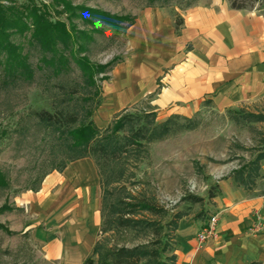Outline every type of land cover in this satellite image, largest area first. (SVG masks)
Returning <instances> with one entry per match:
<instances>
[{
	"label": "crops",
	"instance_id": "obj_1",
	"mask_svg": "<svg viewBox=\"0 0 264 264\" xmlns=\"http://www.w3.org/2000/svg\"><path fill=\"white\" fill-rule=\"evenodd\" d=\"M128 39L127 59L102 88L105 109L119 112L147 100L170 115L190 117L202 104L224 111L264 102L262 9L232 8L229 0H197L174 14L147 7L128 26ZM216 183L220 194L211 198L207 218L178 220L175 264H264V176L252 190L237 183L233 171ZM12 200L24 211L23 232L30 231L45 263L86 264L94 256L102 236V189L91 157L48 172L37 190ZM213 214L217 234L200 245L197 233Z\"/></svg>",
	"mask_w": 264,
	"mask_h": 264
},
{
	"label": "trees",
	"instance_id": "obj_2",
	"mask_svg": "<svg viewBox=\"0 0 264 264\" xmlns=\"http://www.w3.org/2000/svg\"><path fill=\"white\" fill-rule=\"evenodd\" d=\"M255 2L264 10V0H229L230 6L236 9L252 8ZM51 4L61 6L57 13L65 14L66 20L52 18L49 5L44 2L38 5L29 0L6 5L0 0V85L32 83L37 72L42 82L49 81L52 76L57 78L50 86L49 107L32 109L28 118H32L34 125L51 137L52 150L66 153L65 158L52 165L50 171H62L68 161L83 157H91L97 166L102 189V236L94 247L93 255L97 258H88L86 264H175L174 231L178 220L188 212L170 214L153 195L145 191L132 194L123 179L131 155L140 159L151 142L162 140L172 132L194 127V118L173 114L158 122L155 111L150 107L149 110L135 112L126 108L117 112L106 127L100 128L92 117L102 102L97 79H108V71L118 59L114 57L106 63L91 61L84 51L93 35L87 29L77 28L73 20L80 19L84 25H90L91 30H98L97 21L118 29L123 22H126V27L131 25L135 16L73 4L69 0H51ZM180 22L176 20V28ZM16 34L24 37L26 45L35 48V61L31 59L30 48L14 40L13 35ZM72 64L80 72L79 80H67L66 73L73 68ZM228 111L246 120H264V114L260 112L240 108ZM263 163L264 150L234 169V180L252 190L250 184L264 176L261 170ZM48 172L29 189L37 190ZM129 176H133L132 173ZM10 183L9 174L0 167V188H7ZM218 194L219 185L214 183L208 196L212 198ZM185 199L196 203L202 197L189 194ZM7 208V202L1 204L0 213ZM157 216L158 219L152 218ZM163 216L167 218L163 220ZM0 228L13 233L1 223ZM128 232L132 235L131 241L145 240L130 245L109 243L110 237L116 234L126 240Z\"/></svg>",
	"mask_w": 264,
	"mask_h": 264
},
{
	"label": "rangeland",
	"instance_id": "obj_3",
	"mask_svg": "<svg viewBox=\"0 0 264 264\" xmlns=\"http://www.w3.org/2000/svg\"><path fill=\"white\" fill-rule=\"evenodd\" d=\"M1 1L8 5L22 4L29 0ZM32 1L38 5H41V2L48 4L52 18L66 20L65 14L57 13L61 6L54 7L51 0ZM69 1L115 14L137 16L147 7L154 6L170 9L174 14L175 8L183 9L197 0ZM252 8L260 10L257 2ZM73 21L77 28L87 29L93 35V40L87 44V50L84 51L91 61L106 63L114 57L118 59L108 71V74L112 75L113 69L129 55L126 22L115 29L97 21L98 30H91V26L84 25L80 19L75 18ZM13 38L30 48L31 59L35 61V48L26 45L23 36L16 34ZM72 66L66 73L67 80H79L80 72L75 65ZM56 80L57 78L52 76L49 81L42 82L41 75L37 72L32 83L0 85V167L11 179L9 187L0 188V205L7 202L9 207L0 213V223L13 231L10 234L0 228V264H47L40 257L38 244L30 231L23 232L24 211L13 204L12 198L29 187H35L39 178L66 156L63 150H52L51 137L37 128L32 118H28L32 109L49 107L52 93L50 86ZM106 80L97 79L101 91L103 87L110 85ZM149 107L155 111L158 122L170 116L167 109H156L147 100L129 106L128 109L132 112L146 111ZM242 110L264 114V102ZM116 113L100 104L92 117L100 128H104ZM190 117L194 118V127L172 132L162 140L151 142L147 152L141 154L140 159L131 155L123 180L132 194L145 191L153 195L157 203L166 207L170 214L187 211L192 216L199 214L201 218H207L212 211V199L208 196L211 185L216 183V180L227 178L234 169L245 164L258 151L264 150V120H246L227 109L219 111L209 103L202 104ZM131 173L133 176L130 177ZM189 194L200 196L202 200L193 203L185 199ZM167 216H163V220ZM152 218L158 219V216ZM127 235L126 240L119 234L113 235L109 243L130 245L145 240L140 238L131 241L130 232ZM93 258L96 259L97 255Z\"/></svg>",
	"mask_w": 264,
	"mask_h": 264
},
{
	"label": "built area",
	"instance_id": "obj_4",
	"mask_svg": "<svg viewBox=\"0 0 264 264\" xmlns=\"http://www.w3.org/2000/svg\"><path fill=\"white\" fill-rule=\"evenodd\" d=\"M263 77H264V71H263ZM217 221H218V215L217 214L211 215L208 221L205 223V225L198 231L197 240L200 245L206 242L208 239L216 236Z\"/></svg>",
	"mask_w": 264,
	"mask_h": 264
}]
</instances>
